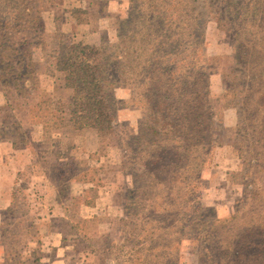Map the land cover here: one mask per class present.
Returning <instances> with one entry per match:
<instances>
[{"label":"rangeland","instance_id":"rangeland-1","mask_svg":"<svg viewBox=\"0 0 264 264\" xmlns=\"http://www.w3.org/2000/svg\"><path fill=\"white\" fill-rule=\"evenodd\" d=\"M223 1L40 0L48 19L42 38L30 47L33 78L18 85L12 71L18 70L16 55L0 38V132L15 148L29 146L34 153L28 167H6L0 176V191L11 195L1 225L0 264L17 257L33 264L35 256L38 264H218L219 242L229 247L221 254L228 262L235 257L233 244L258 235L257 257L264 258V146L254 137L264 117L247 115L242 104L240 92L248 85L227 35L233 30L217 22ZM260 1L234 4L241 8V19L257 25ZM164 2L171 7L166 20L193 24L181 40L185 47L199 48L197 59L194 53L189 58L194 64L174 65L170 59L161 66L168 69L161 92L183 87L185 95L162 99L157 106L147 97V86L129 73L126 85L115 81L112 87L121 102L114 130L103 137L94 128L76 132L62 114L71 115L73 89L68 87L72 95L67 98L61 86H54L63 82L50 76L58 44L81 39L96 46L117 43L120 32L132 36L145 29L138 21L147 20L139 6L152 9ZM74 8L84 9L75 11L84 20L80 25L71 23ZM206 90L212 115L207 128L194 135L189 96ZM58 116L64 127L59 128ZM43 120L47 125H38ZM154 128L163 139L161 165L150 164L148 156L157 148L148 141ZM182 134L189 161L181 156L183 149L173 147L172 136ZM84 146H98L87 161ZM173 159L178 164L167 167ZM70 174L74 178L68 180ZM87 180L93 186L80 192L76 182ZM138 197L141 205L134 203Z\"/></svg>","mask_w":264,"mask_h":264},{"label":"trees","instance_id":"trees-1","mask_svg":"<svg viewBox=\"0 0 264 264\" xmlns=\"http://www.w3.org/2000/svg\"><path fill=\"white\" fill-rule=\"evenodd\" d=\"M40 0H0V38L7 44L5 48H11L16 55L18 67L14 82L19 80L30 81L33 76L32 66L34 67L33 53L30 47L35 45L34 39L42 38L46 27L47 17H44V9L39 4ZM224 12L217 15L219 25L232 29L233 33L227 32L233 38L235 53L237 55V66L244 70L248 88L241 90L245 101L247 115L255 118L257 114L264 117V0L258 5L260 14L259 23L252 24L248 19H241V8L234 4V0H224ZM141 5V17L147 20H138L145 29H140L134 34L129 35L124 32L119 33V41L110 43L104 41L101 45H94L84 40H73L65 43L60 42L54 55V69L50 76L55 80L61 81L67 87L73 89V96L68 104L71 113L70 125L78 132L84 128H94L101 137L114 130L117 121V110L120 101L115 97L112 91L115 81H121L127 84L129 73L138 82H143L147 86V90L151 93L147 97L151 102L160 105V101L166 98H172L176 95H185L182 93L183 87L176 90L175 93H169L168 90L161 92L162 86L166 85L165 75L168 69L161 67L164 63L170 62L175 64L189 65L194 64L189 60L191 54H195L197 59L199 48L191 46L185 47L186 43L182 42V38L187 31L193 27V24L185 21L174 24L173 21L166 20L165 16H169L168 11L171 7L166 2L157 4L151 9ZM187 9V8H186ZM75 20L79 23L84 20L77 16L75 11H83L81 8L71 10ZM7 13L9 16H5ZM178 13H185L184 9L178 8ZM164 16V18H163ZM128 24V19L121 21L120 28L124 29ZM259 26V29H258ZM256 30L254 31V28ZM182 29L180 32H174ZM251 33V35H250ZM167 34V35H166ZM249 36H253L249 39ZM129 38V39H128ZM13 39H16L12 42ZM1 43V40H0ZM171 48L169 51L168 48ZM16 83V84H17ZM182 85L183 82L178 81ZM18 85V84H17ZM161 86V88H160ZM206 83L202 85L205 88ZM235 91L234 97H237L238 87H233ZM237 91V93H236ZM190 105L187 108V115L192 122L193 129L196 128L197 133L207 128V122L212 115L209 104V93L193 91L189 96ZM234 99V98H233ZM238 102L234 103L237 104ZM204 109V110H203ZM158 111V108H155ZM62 112V110H60ZM59 128L65 126L63 117L58 116ZM257 128L258 140L264 146V127L259 124ZM167 134V133H166ZM165 134V135H166ZM159 131L152 130V137L149 143L157 147L149 152L150 164L158 162L161 165V144L160 138H157ZM182 136V137H181ZM169 141L171 138L164 137ZM174 139L173 147L183 149L185 153L181 156L187 157L188 146L184 145V134L172 136ZM75 146H67L66 150H70ZM260 153V152H259ZM64 156V152H62ZM71 157V156H70ZM197 158V156H196ZM167 167L178 162L175 159L169 162ZM166 166V164H163ZM68 180L74 178L71 174L67 176ZM264 180V179H263ZM165 183V182H162ZM262 185V184H261ZM262 187V186H261ZM173 189V186L172 188ZM136 199L134 203L141 205L143 201ZM10 211V207L8 208ZM32 225V224H31ZM264 227L261 228V231ZM259 235L254 238L241 240L238 244H233L230 248V254L234 255V259L226 261L222 259L221 254L226 252L229 247L227 244L219 242L217 251L219 252L218 264H264L263 257H257L260 252V245H257ZM264 240V239H263ZM224 246L225 248H222ZM11 264H27L21 258H10ZM40 258L35 256L33 264H38Z\"/></svg>","mask_w":264,"mask_h":264},{"label":"crops","instance_id":"crops-1","mask_svg":"<svg viewBox=\"0 0 264 264\" xmlns=\"http://www.w3.org/2000/svg\"><path fill=\"white\" fill-rule=\"evenodd\" d=\"M47 19H48V17H47ZM71 23H73V24L75 23L77 25L81 24L75 19H73L71 21ZM92 41H94V39ZM86 42H89V41H86ZM89 43H92V42H89ZM56 84L61 86L60 88L63 91H65V93L67 94V98L71 97L72 90L70 88L66 87L65 84H63V83H57L56 82V83H54V86ZM44 111L45 110L41 111V113L43 114ZM62 114L67 115V117H64L65 119L66 118L70 119V117H71V115L68 113V111L62 112ZM43 119H44V116H43ZM45 119L47 120L48 118H45ZM46 120L41 121L40 124H38V125H41V126L45 125L46 126L47 125ZM35 123L36 122H32L31 126L29 124L28 129L32 130L35 126ZM30 127H32V128L30 129ZM88 129H90V128H85V129H83V131L88 130ZM96 139L98 140L99 138L96 137ZM6 140H8V139H6L4 132L3 133L0 132V176L2 175V173L5 170L7 171V168L28 167L34 159V153L29 146H23V147H18V148L16 147L15 148L14 142H12L11 140H8V141H6ZM97 147L98 146H96L95 148H92V150H89L86 146H84L85 149L83 151L89 152V153L84 154L85 155V158H84L85 161H87V157H89L92 154H95L96 151H98ZM9 164H11V167L9 166ZM76 184L81 185L82 189L80 192H83L84 189H87L89 186H91V187L93 186V182L89 181V180L83 181V182L77 181ZM10 198H11L10 194L6 195L5 192L0 191V238H1V225H2L3 220L5 218L6 210L8 207L7 206L8 200L7 199H10Z\"/></svg>","mask_w":264,"mask_h":264}]
</instances>
